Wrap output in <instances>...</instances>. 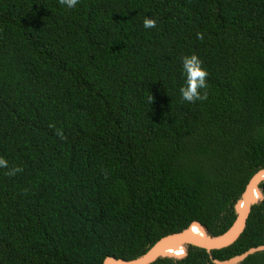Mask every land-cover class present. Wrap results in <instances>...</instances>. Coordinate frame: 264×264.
<instances>
[{
	"label": "trees",
	"instance_id": "1",
	"mask_svg": "<svg viewBox=\"0 0 264 264\" xmlns=\"http://www.w3.org/2000/svg\"><path fill=\"white\" fill-rule=\"evenodd\" d=\"M191 54L208 73L195 102L179 93ZM0 157V264H103L223 233L264 167V0H0ZM260 244L264 182L233 244L151 264Z\"/></svg>",
	"mask_w": 264,
	"mask_h": 264
},
{
	"label": "water",
	"instance_id": "2",
	"mask_svg": "<svg viewBox=\"0 0 264 264\" xmlns=\"http://www.w3.org/2000/svg\"><path fill=\"white\" fill-rule=\"evenodd\" d=\"M263 182L264 167L260 168L249 179L235 205L236 217L230 227L223 233L219 235H210L199 227V230L196 231L191 228L176 231L161 237L144 254L138 257L123 259L114 256H107L103 260V264H151L162 255L177 258L178 256L167 252L172 248H182L187 245H193L211 252L214 249H221L233 244L236 240H238L247 227L252 207L257 202V198L260 196L261 184ZM258 252H264V244L250 247L243 253L234 255L228 259L219 260L212 258V261L215 264H238Z\"/></svg>",
	"mask_w": 264,
	"mask_h": 264
},
{
	"label": "clouds",
	"instance_id": "3",
	"mask_svg": "<svg viewBox=\"0 0 264 264\" xmlns=\"http://www.w3.org/2000/svg\"><path fill=\"white\" fill-rule=\"evenodd\" d=\"M67 8H73L77 5L78 0H59ZM143 27L154 28L156 27V20L145 15L143 19ZM199 35V34H198ZM182 69L185 74V84L180 87L179 93L182 100L187 102H195L204 98L206 93L201 92L206 88L207 70L201 66L200 59L195 55H186L183 57ZM8 161L0 157V168H6ZM18 169H12L9 174H13Z\"/></svg>",
	"mask_w": 264,
	"mask_h": 264
}]
</instances>
